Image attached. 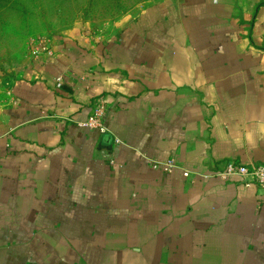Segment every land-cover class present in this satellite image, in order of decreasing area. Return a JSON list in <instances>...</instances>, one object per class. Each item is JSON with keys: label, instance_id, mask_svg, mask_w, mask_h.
I'll list each match as a JSON object with an SVG mask.
<instances>
[{"label": "crops", "instance_id": "obj_1", "mask_svg": "<svg viewBox=\"0 0 264 264\" xmlns=\"http://www.w3.org/2000/svg\"><path fill=\"white\" fill-rule=\"evenodd\" d=\"M49 38L0 106V264H264V189L200 177L264 165V0ZM102 98L108 133L76 125Z\"/></svg>", "mask_w": 264, "mask_h": 264}, {"label": "rangeland", "instance_id": "obj_2", "mask_svg": "<svg viewBox=\"0 0 264 264\" xmlns=\"http://www.w3.org/2000/svg\"><path fill=\"white\" fill-rule=\"evenodd\" d=\"M159 0H0V106L9 79L30 55L33 41L76 25L97 35L116 32L120 21Z\"/></svg>", "mask_w": 264, "mask_h": 264}, {"label": "built area", "instance_id": "obj_3", "mask_svg": "<svg viewBox=\"0 0 264 264\" xmlns=\"http://www.w3.org/2000/svg\"><path fill=\"white\" fill-rule=\"evenodd\" d=\"M30 55L36 59L41 57H53L51 41L49 37L42 38L41 40L33 41L30 46ZM63 78L57 79V86L61 87ZM106 109L107 104L104 98L100 99L92 114L83 122H78L76 125L82 128H87L92 131H98L102 134L108 133L106 126ZM152 169L158 170L167 174L172 173L176 169L182 170L184 178H189L192 172L179 168L173 160L164 163H154ZM203 179L218 178L222 181H227L233 178H238L246 187L257 185L264 189V165H240L234 162H229L223 171L216 172L211 175L200 176Z\"/></svg>", "mask_w": 264, "mask_h": 264}]
</instances>
